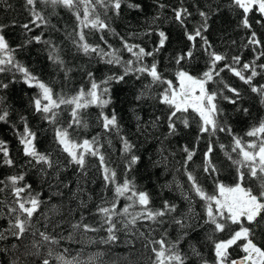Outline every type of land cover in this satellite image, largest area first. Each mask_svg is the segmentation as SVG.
Masks as SVG:
<instances>
[{
	"label": "snow or ice",
	"instance_id": "6c2138e0",
	"mask_svg": "<svg viewBox=\"0 0 264 264\" xmlns=\"http://www.w3.org/2000/svg\"><path fill=\"white\" fill-rule=\"evenodd\" d=\"M43 3L50 5L53 10L56 7H62L75 17L76 27L68 33V38L77 54L89 58L95 55L104 63L119 66L122 69L121 74L113 73L99 82L92 72H88L87 88L81 85L72 95L57 93L50 84L41 80L17 60L15 53L18 49L33 42L48 45V59L64 72L67 79L72 69L66 67L60 55L59 46L49 39H43V33H41V35L32 36L30 40L25 41L24 45H17L14 48L10 46L6 38V26L0 24V73H19L25 85L38 89L31 98V107L42 121L52 126L53 142L56 148L65 154L67 164L74 165L81 175L86 176V158H96L99 162L104 187L105 189L111 187L113 192V198L110 201L103 200L96 207L95 215L100 218L99 227L83 223L82 217L81 221L71 225L73 231L82 230L83 233L106 231V238H101L100 242L111 244L118 240L117 232L121 229L117 228V224H120L123 230L131 231L138 222L148 221L162 224L165 222V217L171 216V223L181 230V235L175 241L167 242L166 233L159 240L152 239L150 235H145L143 232L140 233L146 241L144 246L150 248L154 254L155 259L151 261V264H187L188 256L180 250L179 245L181 240L188 237L189 231L197 229H207L206 240L210 242L212 250L210 261L194 245H190L192 254L200 259V264H264V247L261 246L264 244V118L249 128L245 133L249 139L245 140L236 135L226 121L222 122L224 110L218 104V98L227 100L232 105H237L241 100L239 89L224 82L221 77V73L227 71L248 85L251 93L256 94L260 104L264 105V84L254 83L257 76L264 75V63H257L264 58V39H261L255 28L258 25L260 29H264V0H228L227 4V7L239 17L237 28L246 33L242 38V47L251 48L255 53L251 61H243L240 55L229 58L226 54L214 49L205 35L213 13L211 6L208 10L198 11L201 20L191 30L188 28V19L192 16L189 9L182 3L179 7L172 8V19L184 29V37L190 45L187 51L172 58L178 66L173 73L174 79H168L165 76L160 69V62L156 59L157 54L164 49L169 40L165 31L149 26L143 35L150 36L155 31L158 35V42L154 48L148 50L140 44L129 43L111 25L113 19L121 16L125 6L136 12L143 11L145 6L141 3H136L134 0H43ZM26 5L29 7L30 19L28 23L21 25L26 33L32 32L34 28L49 25V20L37 10V0H26ZM156 7L163 10L167 5L157 0ZM214 11H220L219 4L215 6ZM256 16L258 18H255ZM158 18L159 13L153 18V23ZM95 33L100 34L99 40L102 43L89 42V36ZM108 34L119 36L121 49L130 55V59L125 60L121 49L114 48L108 43L106 39ZM134 35L136 34L129 33V36ZM197 41L200 42L199 48L206 56V62L205 69L199 75H193L184 67L183 62L195 59ZM232 43L236 42L232 41ZM102 45L107 46V50ZM148 57L152 58L150 64L147 62ZM128 76H135L137 80L142 77L150 78V82L144 85L136 96V100L154 98L159 104L166 106L167 114L163 117L167 125L165 140L176 136L181 125L185 129L192 126L188 115L190 112L194 114L193 120L198 129L197 145L203 136L207 135L211 138L217 132L226 133L231 137L230 151L224 144H219V148L235 167L234 184H225L220 179V169L212 161L214 145L209 139L207 149L203 154L202 170L206 176L211 177L215 185V193H208L194 172L188 170L189 162L196 155V148L190 149L185 145L182 149L185 154L182 167L189 187L184 190L183 185L177 184L176 186L180 189L182 198L188 202V213L177 217L174 215L178 212L177 204L164 200L161 207L153 208L150 194L139 190L134 178H128L127 173L131 172L133 167L141 161V157L134 154L136 145L127 137L120 136L122 154L126 158V174L122 182L117 180L116 170L109 166L101 151L103 145L100 143L99 134L91 138H73L69 129L89 127L82 113L92 106L101 110L98 123L103 132L105 134L115 132L119 135L121 127L115 109H112L110 114L104 109L112 103L110 85L113 82L125 81ZM217 78L223 87L210 90L208 85L217 82ZM12 82H15V75ZM8 87L9 84L0 81V90ZM153 87L161 89L155 97L151 95ZM225 90L232 95H224ZM3 102V98L0 97V105H3ZM63 109H70L71 119L67 127L59 123ZM238 111L249 113L248 108H240ZM9 119L10 113L7 107H0V123H7ZM139 119L137 117V120ZM161 120V116H156L151 121L152 127H157ZM20 121L23 131L14 130L26 158L25 165L38 168L44 176L47 175L48 170H56L55 178L59 184V161L53 160L52 153L40 151L37 148L38 132L30 127L28 118L22 115ZM0 165L8 168L17 167L16 161L10 155L7 142L4 140H0ZM26 175L27 173L21 170L0 179V195L6 194L4 199H0V206L6 209L4 215L7 218V228L0 229V241L7 240L11 236L20 242L19 245L12 244V249L15 251L11 253L14 257L11 264H31L30 260L22 259V257H37L39 264H52L54 256L52 246L59 245L63 239L71 240L72 233H69L68 237L58 238L47 231L51 221L48 214L41 212V206L46 201L41 199L40 193L33 190L32 184L25 182ZM248 180L257 182L256 190L251 185L246 186ZM62 194L60 191L53 193L57 196ZM7 195L11 196L10 202L6 198ZM76 195L77 193H73V196ZM194 198L203 202V216H199L192 208ZM121 199L127 201L123 207H119ZM80 205L87 207L83 200ZM54 208L55 206L50 211H54ZM38 213L45 221V231L34 229L33 219ZM54 227H59V224ZM37 234L40 237L39 240L35 239ZM218 234H223L225 238H218ZM29 235L33 237L30 246L24 243ZM20 247L24 248L22 253L19 252ZM42 247L47 248L46 256L40 252ZM234 247L239 248L243 255L233 258L231 250ZM7 251L9 250L0 249V252ZM54 260L56 264H81V261L76 256H71L66 248L56 254Z\"/></svg>",
	"mask_w": 264,
	"mask_h": 264
},
{
	"label": "trees",
	"instance_id": "16d2710c",
	"mask_svg": "<svg viewBox=\"0 0 264 264\" xmlns=\"http://www.w3.org/2000/svg\"><path fill=\"white\" fill-rule=\"evenodd\" d=\"M134 2L144 5V10L136 12L125 6L121 16L113 19L111 25L129 43L140 44L148 50L154 48L158 42V35L155 31L150 36L143 35L149 26L151 25L153 29L165 31L169 36V40L164 49L157 54L156 59L160 62V69L168 79H174L173 73L178 68L172 58L183 51H187L190 47L189 42L184 37V29L172 19V8L179 7L181 3L192 13V16L188 19L189 30L200 22L199 10H208L209 6L213 8V13L209 19V29L205 35L217 52L224 53L229 58L240 55L243 61H251L255 55L251 48L242 47V38L246 33L237 28L239 17L227 7L228 0H158L159 3L167 5L163 10L156 7L157 0H134ZM217 4L220 5L219 12L214 11ZM36 7L49 20L47 27L34 28L32 32L28 33L24 31L21 25L28 23L30 19L26 0H0V24L6 26V38L10 46L14 48L17 45H24L25 41L30 40L32 36L41 35V33H43V39H49L59 46L60 55L64 59L66 67L72 69L67 79L64 72L48 59V45L33 42L22 49H18L15 53L17 60L41 80L50 84L55 92L72 95L81 85L87 88L88 72H92L98 82L113 73L117 75L122 73L119 66L108 65L95 55L89 58L76 53L71 40L68 38V33L76 27V20L68 10L62 7H56L53 10L50 5L44 4L43 0H37ZM158 13L159 18L153 23V18ZM255 18H258V16ZM255 28L261 39H264V29H260L258 25ZM85 31L87 34V30ZM129 33H135L136 35L129 36ZM99 35V33L90 35L89 42L93 44L102 43L99 40ZM106 39L112 47L121 49L119 36L108 34ZM232 41L236 43L233 44ZM199 43L197 41L195 59L183 62L184 67L193 75H199L205 69L206 56L200 50ZM102 46L107 50V46ZM121 54L125 60L131 58L122 49ZM147 62L150 64L152 58L148 57ZM257 63H264V58L257 61ZM14 75L15 82H12ZM221 77L224 82L238 88L241 93V100L237 105H232L227 100L218 98L219 107L224 110L222 122L226 121L236 135L247 140L249 138L245 136V133L251 126L257 124L261 118H264V105L260 104L256 94L251 93L248 85L231 73L225 71L221 73ZM0 81L9 84L7 89L0 90V97L4 101L0 107H7L10 113L9 121L0 123V140L7 142L10 155L17 164L15 168L0 165V179L16 174L21 170L25 171L27 173L25 182L32 184L33 190L40 193L41 199L46 201L41 206V212L48 214L51 221L48 224L47 231L58 238L60 236L68 237L69 233H72L71 240L63 239L59 245L52 246L54 256L66 248L71 256H76L81 261V264H151L155 257L150 248L144 246L146 241L140 236L141 232L156 240L165 236L166 233V240L169 243L175 241L181 235L179 227L171 223V216L165 217V222L162 224L148 221L138 222L131 231L123 230L122 226L117 224V228L121 230L117 232V242L111 244L100 242L101 238L107 236V232L103 230L88 233H83L82 230L74 232L71 225L81 221L82 217L83 223L99 227L100 218L95 215L96 207L103 200L110 201L113 198L111 187L108 189L104 187L99 162L94 157L86 158V176L81 175L74 165L67 164L65 154H62L53 142L52 126L42 121L31 107V98L37 93L38 89L29 88L25 85L19 73H0ZM149 82L150 78L148 77L137 80L135 76H128L125 81L113 82L110 85L112 103L104 111L110 114L112 109H115L121 127L119 135L115 132L108 134L103 132L98 123L101 110L95 106L89 107L82 113L83 118L89 125L87 129L74 128L69 129V131L72 132L75 139L91 138L99 134L100 143L103 145L101 151L105 155L109 166L116 170L117 180L121 182L126 174V158L122 154L120 136L127 137L136 145L134 154L141 157V161L133 167L131 172L127 173L128 178H134L137 188L150 194L153 208L161 207L164 200L177 204L178 212L174 215L179 217L181 214L188 213V202L182 198L181 191L176 186L181 184L184 190L189 187L182 167L185 156L182 151L183 147L187 145L190 149L196 148V155L189 162L188 170L194 172L208 193L214 194L215 185L211 177L206 176L202 170L203 154L207 149L209 139H211L214 145L212 161L220 169V179L225 184H234L235 167L219 148V144H224L227 150L230 151L231 137L226 133L217 132L211 138L207 135L203 136L197 145L198 129L193 120L194 114L190 112L188 115L192 126L185 129L181 125L176 136L168 137L165 140L167 125L163 117L167 114L166 106L159 104L154 98L142 101L136 100V96L141 89ZM254 83L264 84V75L257 76ZM208 87L210 90H216L222 88L223 84L217 78V82L210 83ZM160 90L159 87H153L151 95L153 97L157 96ZM224 95L231 96L232 94L225 90ZM240 108H248L249 113L245 114L238 111ZM22 115L28 118V123L33 131L38 132L37 148L40 151L52 153L53 160L59 161V184L55 178L56 170L50 169L47 175L44 176L41 175L38 168L25 165L26 158L14 130L23 131L20 121ZM156 116H161L162 120L157 127L153 128L151 121ZM137 117L140 119L137 120ZM70 119V109H63L59 117V123L67 127ZM160 149H163V151H160ZM165 185H169V187H165ZM247 185H251L254 190L257 189L256 181L248 180L246 181ZM56 191L63 194L60 196L53 195ZM73 193H77V195L73 196ZM5 195H0V199H4ZM6 198L9 202L11 201L10 195H7ZM81 200L86 203L87 207H81ZM194 201L192 208L199 216H203V202L198 198H194ZM126 202L121 199L119 207H123ZM53 206H55L54 211H50L53 210ZM5 211L6 209L0 206V229L7 228ZM33 224L34 229L45 231V221L39 213L34 217ZM56 224H59V227H54ZM206 232L207 229L189 231L188 237L181 240L179 248L187 254V264H200V259L192 254L190 245H194L205 258L212 260L211 244L206 240ZM218 238L225 237L223 234H218ZM35 239H40L38 234ZM32 240L33 237L29 235L24 243L30 246ZM14 243L19 245L20 242L11 236L7 240L0 241V249L9 250L0 252V264H11L14 258L11 254L15 251L12 249ZM261 246L264 247V244ZM23 251L24 248L20 247L19 252L22 253ZM231 251L233 258L243 255L239 248L234 247ZM40 252L46 256L47 248L42 247ZM54 256L52 264H56ZM22 259L30 260L31 264H39L37 257H22Z\"/></svg>",
	"mask_w": 264,
	"mask_h": 264
}]
</instances>
